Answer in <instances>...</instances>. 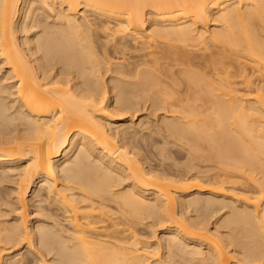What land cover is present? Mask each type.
Masks as SVG:
<instances>
[{
	"label": "bare ground",
	"instance_id": "bare-ground-1",
	"mask_svg": "<svg viewBox=\"0 0 264 264\" xmlns=\"http://www.w3.org/2000/svg\"><path fill=\"white\" fill-rule=\"evenodd\" d=\"M43 262L264 264V0H0V264Z\"/></svg>",
	"mask_w": 264,
	"mask_h": 264
},
{
	"label": "rangeland",
	"instance_id": "rangeland-1",
	"mask_svg": "<svg viewBox=\"0 0 264 264\" xmlns=\"http://www.w3.org/2000/svg\"><path fill=\"white\" fill-rule=\"evenodd\" d=\"M50 20H53V19H50ZM215 23H216V22H215ZM214 25H221V23L219 24V22H218V24H214ZM214 25H212V27H214ZM152 112H153V111H150V110H149L148 112H147L146 110H145V111H141V112H139L135 117H132L130 114H127V115L124 116L125 119H126V121H127L126 124H127V125H131V124H134V125H135V124H136V126H138L140 123L137 124V122L141 121V118H142V123H143V122H144V121H143V118L146 117L147 119H146V118H145V119H146L148 122L145 121L144 124H145V125H146V124L152 125V123L156 122L155 119H156V120L158 119V117H159L158 115H161V114L164 113L163 111H158V112H156L157 114H156V113H153V114H152ZM148 113H149V114H148ZM149 115H150V116H149ZM126 116H127V117H126ZM155 116H156L157 118H155ZM131 117H132V119L134 118L135 120L133 119L134 121L130 123L129 121H132V119L130 120ZM140 117H141V118H140ZM151 119H152V120H151ZM149 121H151V123H150ZM128 122H129V124H128ZM134 122H135V123H134ZM119 123H120V122H119ZM119 123H118L117 125H120V124H121V123H120V124H119ZM31 198H32V193L29 194L28 199L30 200ZM30 207H31V206H28V208H27V209H29L28 212H32V211L34 210V208H32V207L30 208ZM30 209H31V211H30ZM34 214H35V213H34ZM34 214H33V215L31 214V217L34 218V219L36 220V218H35L36 214H35V215H34ZM37 216H38V214H37ZM37 216H36V217H37ZM31 217H29V218L32 219ZM34 222H35V221H34ZM159 230H160V229H159ZM159 232H160V231H158V233H159ZM24 250H25V249H23L22 251H24ZM22 251H20V252H22ZM44 263H45V262H43V263H41V264H44ZM45 264H46V263H45Z\"/></svg>",
	"mask_w": 264,
	"mask_h": 264
}]
</instances>
